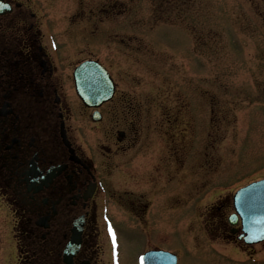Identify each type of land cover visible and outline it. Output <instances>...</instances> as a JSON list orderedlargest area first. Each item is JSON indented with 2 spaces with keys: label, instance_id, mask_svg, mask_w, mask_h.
Masks as SVG:
<instances>
[{
  "label": "flooded vegetation",
  "instance_id": "flooded-vegetation-1",
  "mask_svg": "<svg viewBox=\"0 0 264 264\" xmlns=\"http://www.w3.org/2000/svg\"><path fill=\"white\" fill-rule=\"evenodd\" d=\"M53 2L0 0V199L10 264H165L161 252L170 250L157 224L182 199L208 225L200 231L208 264H264V242H245L232 198L208 205L209 186L182 183L193 144L181 127L191 126L195 109L182 92L191 98L192 82L183 86L175 70L161 71L152 75L161 87L150 90L135 70L116 77L108 64L117 47L140 58L196 54L197 43L186 46L185 31L184 43L173 31L193 28L195 1L77 0L68 15ZM142 13L146 21L135 22ZM87 61L109 72L110 100L89 105L78 96L74 73ZM128 78L131 85L121 89ZM115 172L126 176L125 186L113 181ZM131 233L139 249L129 263L120 239Z\"/></svg>",
  "mask_w": 264,
  "mask_h": 264
},
{
  "label": "rangeland",
  "instance_id": "rangeland-1",
  "mask_svg": "<svg viewBox=\"0 0 264 264\" xmlns=\"http://www.w3.org/2000/svg\"><path fill=\"white\" fill-rule=\"evenodd\" d=\"M76 1L54 0L52 5L68 15L74 12ZM194 1L193 28L173 30L178 33L181 43L185 41L179 30L185 31L186 46L197 43L196 54L189 50L192 57L182 54L185 57L172 55L168 59L156 52H145L140 58L117 47V59L108 64L115 76L135 70L131 75L150 90L155 87L158 91L161 87L160 81L152 77L153 74L160 75L161 71L168 75L175 70L179 74L176 79L183 86L192 82V97H186L182 92L185 97L182 100L195 106L190 111L191 126L181 127L183 140L193 144L183 164L187 167L182 172V183L194 180L196 188L209 186L210 191L212 188V198L207 201L209 205L226 196L231 199L232 193L240 187L264 178V0ZM143 15L135 16L134 21L145 22ZM60 23V30L65 34L67 24L62 20ZM168 36L180 44L177 37ZM102 44L96 45L100 52ZM144 46L151 47L149 41ZM130 81L128 78L121 83V89L129 88ZM211 106L215 118L213 124L209 122ZM184 128H190L189 132H184ZM113 174L115 182L126 177L117 172ZM178 204L180 206L166 209V219L157 224V235L164 232V247L178 255L180 264H208L205 252L209 245L202 248L207 243L200 233L205 232L208 225L194 216L185 199ZM168 214L172 216L168 217ZM124 218L121 216L122 220ZM7 219L0 199V264H10L13 257ZM196 234L197 239H194ZM131 235L120 239L129 263L139 249Z\"/></svg>",
  "mask_w": 264,
  "mask_h": 264
},
{
  "label": "water",
  "instance_id": "water-1",
  "mask_svg": "<svg viewBox=\"0 0 264 264\" xmlns=\"http://www.w3.org/2000/svg\"><path fill=\"white\" fill-rule=\"evenodd\" d=\"M76 81L78 94L85 102H94L93 100L97 96H101L100 100L105 102L113 94V85L109 74L99 65L85 64L81 66L76 72ZM236 202L238 211L244 217L245 230L254 241L259 237L258 233L264 232V180L255 182L239 191ZM166 260L169 264H176V259H173L168 253Z\"/></svg>",
  "mask_w": 264,
  "mask_h": 264
}]
</instances>
